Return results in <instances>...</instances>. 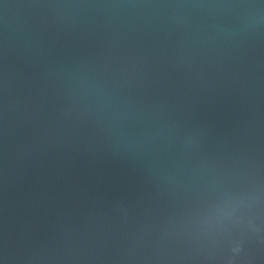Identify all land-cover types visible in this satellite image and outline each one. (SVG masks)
I'll list each match as a JSON object with an SVG mask.
<instances>
[{
	"label": "water",
	"instance_id": "water-1",
	"mask_svg": "<svg viewBox=\"0 0 264 264\" xmlns=\"http://www.w3.org/2000/svg\"><path fill=\"white\" fill-rule=\"evenodd\" d=\"M0 264H264V0H0Z\"/></svg>",
	"mask_w": 264,
	"mask_h": 264
}]
</instances>
